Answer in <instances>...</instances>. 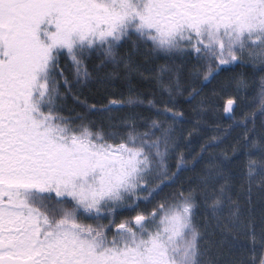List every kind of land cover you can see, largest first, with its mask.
<instances>
[{"label":"snow or ice","instance_id":"6c2138e0","mask_svg":"<svg viewBox=\"0 0 264 264\" xmlns=\"http://www.w3.org/2000/svg\"><path fill=\"white\" fill-rule=\"evenodd\" d=\"M236 66L261 74L258 96L232 76L230 123L196 152L206 121L193 120L182 148L178 97ZM134 76L166 93L147 101L155 119L97 128L88 114L116 100L65 115V97L116 80L142 104ZM0 264H264V0H0Z\"/></svg>","mask_w":264,"mask_h":264},{"label":"trees","instance_id":"16d2710c","mask_svg":"<svg viewBox=\"0 0 264 264\" xmlns=\"http://www.w3.org/2000/svg\"><path fill=\"white\" fill-rule=\"evenodd\" d=\"M137 60L143 65L144 68L152 70L153 74L160 75V65L164 64L163 60H145L143 56H138ZM179 62V61H177ZM251 67H237L236 69L232 68L228 71H225L221 73L219 77H217L216 80L212 82V84L208 85L204 93L200 97H197L195 101H193L191 104L184 102V97H178L179 104L177 107V111H183L185 113V116L187 118V122L183 125V140L181 141V146L183 148L184 142L188 139V136L186 133V126L187 124L192 123V118L195 119V111H193V108L197 106L205 96L210 98V92L211 89L219 88L220 90H217L219 93V96L216 100V105L218 111H223V105L226 103V100L229 98V94H232L233 91H231L230 87L224 88V90H221L220 85H224V80L229 79L230 77L234 75H240L244 74V76L247 77V79H251L252 72ZM247 72V73H246ZM148 73H145V76H147ZM165 78H167V74H164ZM231 79V78H230ZM132 84L134 85L135 92L138 95V98L142 101H144L142 104L133 105L128 103L129 99V85L126 80H116L113 82L111 86L105 87V88H99L96 84H92L87 88H83L79 90L76 95H79L80 100L77 101L73 98V95H68L63 100L64 105V111L65 115L75 116L77 113L84 112L85 107L84 104H105L107 105L110 101L116 100L119 102L120 105H123L122 107L115 108L110 114L103 113V112H94L89 113L88 118L92 121V123L97 128H108L113 124L119 125V122L121 119L127 118L130 115H136L138 118V121L140 123H143L145 118L151 117L155 119L153 109L148 104V100H153L156 103H159L162 99H166V93H162L159 89V86L157 82L153 79H142L139 77L134 76L132 78ZM213 87V88H210ZM211 90V91H210ZM187 96V93H185V97ZM212 104H215V100ZM226 113H223V118L226 116ZM190 119V121H189ZM228 123L230 121H227L223 119V123L220 125L211 124L205 127V137L203 139H197L193 141V147L196 152L199 151V144L203 143L205 139H207L210 136H213L216 132V127H222L226 128ZM193 127V125H192ZM180 134V133H178ZM188 134V133H187ZM236 132L232 133V136L228 138L224 142V144L220 145L219 148H217L215 151L216 153H219L221 149L228 148L229 144L232 141V138L236 135ZM200 165L197 166V168L194 171H187L183 173L180 176L179 182H183L185 186H187L189 183H195V178L197 174L200 172L201 168ZM184 175H186L184 177ZM182 177H184L182 181ZM172 191L171 188H165L163 193H160L159 196H157L155 199L151 200V202H140V209L142 211L150 213L152 209L155 207V205L160 201V199L165 195V193ZM135 212H129L128 210H122L120 218L123 219L128 216H134Z\"/></svg>","mask_w":264,"mask_h":264},{"label":"rangeland","instance_id":"374dc122","mask_svg":"<svg viewBox=\"0 0 264 264\" xmlns=\"http://www.w3.org/2000/svg\"><path fill=\"white\" fill-rule=\"evenodd\" d=\"M237 67H241V66H236V67H234V69H236ZM150 71L153 72L152 70H150ZM260 75L261 74L258 73V72L257 73L253 72L251 74V79L250 78L248 79L249 80V91H248V102L249 103L251 102L253 96H258L259 84H260ZM157 76H158V74H157ZM230 78L224 80V82H225L224 85L225 86L228 85L229 82L231 81ZM153 80H155V79H153ZM234 87H235V82L231 81V87H230L231 91L234 90ZM210 88H213V87H210ZM225 88H227V87H225ZM214 89L216 90V94L215 95H213V89H211L212 91L210 90L211 92L209 93L210 94L211 107L208 110H206L205 112L201 113V114H198L197 112H195V119H194V117L192 118V121H193V120H199L202 117L203 121H206V124H202V128L204 130V136L203 137H205V133H206L205 132V130H206L205 127L206 126L211 125V124L220 125V124L223 123V113H224V111H218L217 105H216V100H217V97L219 96V93H218L217 90H220V89L219 88H214ZM229 95H231V94H229ZM214 100H215V104H212ZM189 121H190V119H189ZM192 125H193V123L185 125L186 126V133L185 134L187 136H188V134H187L188 131H190L192 129ZM214 135H217V133H214ZM201 166L202 165H200V167ZM185 176L186 175H184V177ZM184 177H182V181H183ZM201 212H202V210H201ZM197 219H198L199 222H203V216L202 215L198 216Z\"/></svg>","mask_w":264,"mask_h":264}]
</instances>
